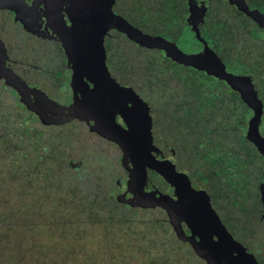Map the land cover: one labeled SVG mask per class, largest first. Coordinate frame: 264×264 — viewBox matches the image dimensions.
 <instances>
[{"label":"rangeland","instance_id":"rangeland-1","mask_svg":"<svg viewBox=\"0 0 264 264\" xmlns=\"http://www.w3.org/2000/svg\"><path fill=\"white\" fill-rule=\"evenodd\" d=\"M57 2H70L74 13L67 11L76 16V28L65 29L68 33L56 32V18H47L50 31L46 28L49 39L65 42L67 65L73 80L79 79L72 105L59 106L49 95L62 89L54 84L57 80L47 81L45 90L41 76L37 86L32 85L11 62L0 60V264H225L211 254L212 241L200 225L190 226V236L183 238L181 220L189 214L171 210V197L152 187L148 170L162 176L165 185L175 176L176 204L179 189L200 195L191 185H197L200 172L212 169L202 164L205 154L219 150V145L240 153L247 150L243 155H250L254 166L244 168L237 180L234 204L232 183L221 182L229 204L223 203L217 212L237 234L248 233L254 219L263 227L264 131L256 122L240 133L231 118L239 117L237 126H243L245 116L232 104L246 111L252 93L257 98L256 90L264 84L261 76L248 70L258 36L251 23L254 14L234 10L227 16V7L234 2L223 0L224 44L214 46L216 37L211 43L202 25L190 19L215 15L210 12L219 10L215 0H0V52L27 68L31 56H36L28 53V45L41 38L29 33L33 27L20 12L43 10L53 17L56 7L61 10ZM8 16L11 23L1 29ZM42 19L34 26L43 27ZM15 26L22 28L21 33ZM89 30L95 43L88 38ZM104 36L110 38L106 50ZM74 46L79 49L76 54ZM90 65V73L97 75L94 88L82 81L84 67L89 73ZM105 77V88H99ZM212 88L224 96L213 97ZM82 89L88 96L77 98ZM95 89L105 95L96 97L106 100L101 105L89 95ZM137 93L140 101L134 100L129 112L120 111L125 126L114 128L118 135L101 122L93 126L95 132L91 130L85 115L96 110L95 104L107 112L113 98L118 102ZM74 120L89 128L68 124ZM100 129L110 135L104 137ZM96 131L112 144L102 145ZM236 135L244 136L247 144ZM154 139L162 142L157 146L154 142V147L165 150L170 162L151 155ZM70 161L82 162L83 178L69 168ZM154 220L173 226L177 239L172 230L153 225ZM183 242L190 243L191 251ZM203 251L210 254L204 256ZM260 251L264 255V247Z\"/></svg>","mask_w":264,"mask_h":264},{"label":"flooded vegetation","instance_id":"flooded-vegetation-1","mask_svg":"<svg viewBox=\"0 0 264 264\" xmlns=\"http://www.w3.org/2000/svg\"><path fill=\"white\" fill-rule=\"evenodd\" d=\"M28 1L30 0H26V2ZM51 1H54V0H51ZM57 4L60 5L61 10L58 8L59 10L57 12V7H56L55 13H53V17L50 16V13L47 14V11L44 12L43 10H38V11L36 10L35 12L32 13L30 12L28 8L29 11H27L26 13L20 12L21 14L26 15L24 16L26 18L25 21L29 22L30 23L29 25L33 27V30L31 31L28 29L29 33H32L35 38H41L40 42L35 41L33 43L31 41V43H29L28 45L29 46L28 53L36 54V56H31L32 60H31V63L28 64L27 68H25L22 61L20 62V61H17L16 59H13L12 57H9L8 53L7 55H5L0 52V60H6L9 63L11 62L10 63L11 66L18 68L19 75L25 81L30 82L32 85L35 84V86H37V80L39 76H41V80H45L42 82V85L44 86L45 90H49L48 89L49 84L47 81H52L51 78H53L54 80H57L56 83H54V84H57L56 87L60 86L62 89L65 88V90L63 91L61 89V90H57L56 92L49 91V95L53 97L52 99L55 102H57L59 106L67 107V106H71L73 103V97H74L73 95H75L73 94L75 93L74 88L80 85V84L76 85L79 79L76 78L75 80H73L72 68H69V66L67 65L68 64L67 62H69V60L68 58H66L67 53L65 52V47H64L65 42H63L62 40L57 41V39L56 40L49 39L46 28L50 31L49 25L47 23L48 21L47 18L50 17L51 20H54L53 18H56L55 28H56V32L58 33L60 31L61 32L65 31V29L67 30L75 29L76 27L74 28V22H76V19H75L76 16L71 15L67 11V9L71 10L72 8L73 10L74 8V6H72L70 2H66V3L57 2ZM222 6H223V0H215V8H219V10H215V11L214 9L210 10L211 13H216L215 15H212V16L208 15L207 17L201 16L202 20H200L198 17H193L190 19L191 22L194 21L195 25L196 24L202 25L201 27H203V30H205L204 33H206L207 35L209 34L208 36H211L212 34L215 35L214 37H216V40L219 43L214 42V46H217L216 44L218 45L224 44L222 40L223 33L220 34L222 31V26L224 22V18L222 17L223 15V11L221 9ZM72 10L71 12H73ZM230 13L231 11L228 12V14ZM228 14L227 16H230ZM30 15H31V18H30ZM38 18H43L42 19L43 27L34 26L38 23ZM1 22L3 23L1 26V29H3L4 24L6 25V24L11 23L10 16L6 17V19H3ZM85 23L88 24L89 21L86 20ZM86 24H84V26ZM252 27L255 29L254 25ZM14 29L18 33H21V30H22L21 27L15 26ZM89 29H90V26H89ZM67 30L65 31L66 33L69 32ZM50 38H53V35ZM84 38H85L86 46L88 44L87 46L88 48H90V40L92 41V43H95L93 41L94 34L90 30L88 33V38L90 40H88L86 35ZM109 39L110 38L108 36L103 37V45H104L105 50H106L107 43L110 42ZM209 40L212 43V40L211 39ZM68 41L71 42V36L68 38ZM73 48L75 52H73L72 54H76L79 52L78 47L74 46ZM254 52L255 51H253V53ZM204 55L206 54L204 53ZM91 57H92L91 61L92 62L95 61L93 60V55ZM252 59L253 57H250L251 65H248V70L250 72L251 71L254 72V76H256L254 65H252ZM204 61L205 60L203 59L202 60L203 64H204ZM246 62L250 63L249 59H247ZM105 64H107V57H106ZM206 64L207 63H205V65ZM87 66L88 65H86V68ZM86 68L84 67V70H83L84 76L82 78V81L84 82L85 80V82H87L90 85V87L94 88L96 87L95 81L97 80V75L96 73H90L93 68L92 65H90L89 73L87 72ZM206 68L214 72V67L212 65H207ZM215 75L220 76L219 74H215ZM105 79H104V83L97 84L99 88H105V84L108 81V77L107 78L105 77ZM196 80L194 81L197 82ZM216 82H219V81H216ZM118 85L121 88H125L121 86L119 83ZM123 91L125 92V90ZM123 91L118 90V92L120 93H123ZM212 91H214L213 92L214 94L211 93L213 97L222 98L224 96V93L220 90L216 93L215 89L212 88L211 92ZM84 92H87V91H83L82 89V96L80 95V93H78L76 94V97L82 98L83 96H88L87 95L88 93L84 95L83 94ZM91 92L92 91L89 92L90 93L89 95L94 97V102H96V104L101 105L106 101L103 99H98V100L96 99V97L105 96L101 90L95 89L92 93ZM227 92H230V91L227 89ZM256 94H257V97L264 94V89H261V84H259V89L256 90ZM249 99H250L249 103L251 105L249 104V108L246 111L241 110V108L237 105L236 102L232 104L233 106H237L235 108L236 111H240L242 113V115L239 114L241 117L243 115L245 116L242 127L237 126V124L239 125V122H238L239 117L238 118L236 116L231 117L232 120H235L234 127H236L238 131H240V133H243L246 130H248V128L250 127V123L256 124V122H258L259 128H261L264 131V106L261 107L259 105H256V98L253 96V93H252V97ZM134 100L136 102L140 101L139 94L137 95V97H135L134 95L133 97L125 95L123 98H120L118 102H116L115 98H113V100H111L112 108L108 107L107 112L101 111V108H99L98 105L95 104L94 107L96 110L92 113L85 115V120L89 122V125H92L90 127H91V130L92 129L94 130V132H95V128L93 126H96L97 122H101L111 127V131L114 135H118L117 132L114 131V128L116 129V128H119L118 126H125L124 121L121 119L120 111L123 109L129 112L128 110L133 107ZM222 110H225V109H222ZM150 113L152 116V123H153V112L151 108H150ZM68 124L74 125L77 128L81 126L82 127L84 126L87 129L89 128L88 124L84 122H79L78 120H74ZM153 124H152V127H153ZM91 130H90V134L95 135V133H93ZM100 130L103 136L110 135V133L106 129H100ZM96 132H97L96 134L99 135V138H100L98 141L102 145L112 144V142H109L107 138H104L105 136L103 137L98 131ZM263 135H264V132H263ZM236 136H237L236 140H239L240 138L243 144H247V139L244 136L242 135H236ZM205 139L206 140H203V145H202L204 149L207 148L206 145L208 142L207 138ZM154 142H155V146L162 143L159 140L155 141L154 139V141L152 142V148L150 149L151 155L155 157L157 161H169L170 162L172 160L170 155H168V153L162 149L159 150L158 152V149L154 147ZM209 143L212 144L211 141H209ZM218 143L219 141L216 142V145ZM114 145L117 146V144L115 143ZM220 146L221 145L218 146V148H220L219 150H216L215 152H209L208 154L204 155L202 159V164H206V166H208L209 168L211 165L212 169L210 168L208 171L200 172L199 175L196 177L197 182H198L197 185L195 186L191 185L193 189L199 190L201 192V193H198L200 195L192 193V191L190 190L188 191L187 189H184V188L182 190L179 189L178 193H179V196H181V199L179 202L175 204L176 202L175 199H177L175 197L176 196L175 188L173 187L174 185L177 184L175 176H171V178H169V181H170L169 184L165 185L163 183L164 180L162 176L157 175L156 172H153V171L151 172L150 170H148V173L151 174V177L153 178L152 187L159 189L161 193L166 194L167 196L173 198V199L170 198L168 202H171L170 204L171 210H173L175 214H178L177 213L178 211L180 212V214H184V215L189 214L188 218L184 217V219L181 220V226L183 228V236H184L183 238L184 239H186L185 236H188V235L190 236L191 234L190 228H189L190 226L198 227L200 225V228L204 230L205 232H207L208 237H210V240L212 241V243L209 244V247L211 248V251H212L211 254H214L217 259L222 260L221 261L222 263H225V264H264V255H262L261 253L262 251H260V249L264 247V239H263L264 238V218L261 219L263 221V227L259 226V223H255V222H259V219L251 220L252 223H251L250 229L248 230V233L242 235L240 233L237 234L235 231H232V228L228 225V222L224 221L223 218H221L217 212V210H219V208L222 207L223 203L229 204L228 201H226L228 200L226 196L227 193L224 192V190H222V187L220 186L221 182L223 183V181L225 180L226 183H229V182L232 183V185H229V184L228 185L231 190V204H234L233 202L234 197H236L238 193V187H239L237 185L238 183L237 180L240 178V176L241 177L243 176L244 168L251 170V167L253 168L254 166L251 163L252 162L251 156L243 155V153L244 154L247 153V150H243L242 153H240L239 149L231 151V150H228V147H220ZM262 162L264 163L263 159H262ZM68 164H69L68 165L69 168H72L75 172H79L78 174L79 178L80 177L83 178L84 171L81 169L82 162L73 163V161H70L68 162ZM261 168H258V169L261 170ZM178 171L180 172L181 170H178ZM261 174L263 175V173ZM189 178H190L189 180L192 179L191 176ZM160 187H162V189H160ZM223 192H224V195H223ZM234 193H236V195H234ZM117 195H118V192L116 193V196ZM224 196L226 197V199L224 198ZM185 208L187 209L186 211L184 210ZM158 209L160 210V208H153V210H158ZM153 223H152L153 225L155 224L157 225L158 220L157 221L154 220ZM167 225L169 226L168 229L170 230V233L172 230L173 235L177 239V234L174 232L173 226H171L170 224H167ZM259 233L262 235L258 238ZM241 235L243 239L241 238ZM195 240L196 242L198 241L197 238H195ZM181 241H184V240H181ZM183 243H184V246L187 247V250L191 251L192 247L190 243L189 242H183ZM198 243H200V246H201L202 241H198L196 245H199ZM202 253L204 254V256L210 254L206 251H203ZM216 262L217 260H215V263Z\"/></svg>","mask_w":264,"mask_h":264},{"label":"trees","instance_id":"trees-1","mask_svg":"<svg viewBox=\"0 0 264 264\" xmlns=\"http://www.w3.org/2000/svg\"><path fill=\"white\" fill-rule=\"evenodd\" d=\"M243 1L246 4L245 5L246 7H244L242 0H233L234 5H230L227 7V13L231 11V14H228L231 16L235 10L236 13L238 12L239 14L246 15V12H250L254 14L251 23L254 25L256 34L258 36H257V41H255V45L253 46L255 54L252 59V65H254L255 72L259 76H261L262 79H264V0H243ZM214 36L215 35L213 34L210 36L212 41L215 38ZM261 89H264V84L261 85ZM256 105H259L261 107L264 106V94L256 98ZM157 225L162 230L165 231L169 230L168 229L169 226L167 225L166 222H159Z\"/></svg>","mask_w":264,"mask_h":264},{"label":"water","instance_id":"water-1","mask_svg":"<svg viewBox=\"0 0 264 264\" xmlns=\"http://www.w3.org/2000/svg\"><path fill=\"white\" fill-rule=\"evenodd\" d=\"M91 26H92V25H90V29H91Z\"/></svg>","mask_w":264,"mask_h":264}]
</instances>
